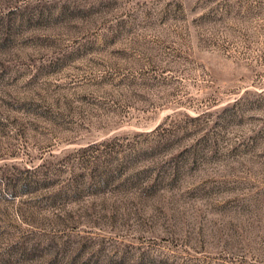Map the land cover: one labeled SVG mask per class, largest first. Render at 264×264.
I'll list each match as a JSON object with an SVG mask.
<instances>
[{
	"label": "rangeland",
	"instance_id": "1",
	"mask_svg": "<svg viewBox=\"0 0 264 264\" xmlns=\"http://www.w3.org/2000/svg\"><path fill=\"white\" fill-rule=\"evenodd\" d=\"M0 264H264V0H0Z\"/></svg>",
	"mask_w": 264,
	"mask_h": 264
}]
</instances>
